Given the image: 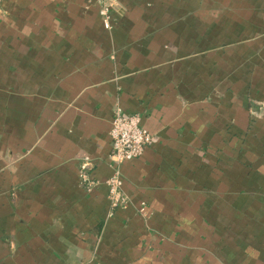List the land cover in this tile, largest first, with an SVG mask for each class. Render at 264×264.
<instances>
[{"label":"crops","instance_id":"obj_1","mask_svg":"<svg viewBox=\"0 0 264 264\" xmlns=\"http://www.w3.org/2000/svg\"><path fill=\"white\" fill-rule=\"evenodd\" d=\"M113 2L0 0V264H264V0Z\"/></svg>","mask_w":264,"mask_h":264},{"label":"built area","instance_id":"obj_2","mask_svg":"<svg viewBox=\"0 0 264 264\" xmlns=\"http://www.w3.org/2000/svg\"><path fill=\"white\" fill-rule=\"evenodd\" d=\"M114 0H99L100 15L103 26L109 29V11L113 7ZM109 138L111 152L109 160L115 166L113 174L106 180L108 189V200L112 210L122 208L128 204L129 198L122 190V179L117 166L123 162L132 161L141 157L145 149L150 146L152 137L142 126L141 118L137 114H125L119 109H115L112 114ZM88 159L86 158L80 166V182L89 189L94 185L88 176ZM138 213L147 216L145 203H140Z\"/></svg>","mask_w":264,"mask_h":264}]
</instances>
